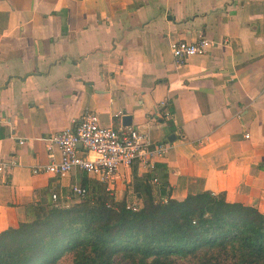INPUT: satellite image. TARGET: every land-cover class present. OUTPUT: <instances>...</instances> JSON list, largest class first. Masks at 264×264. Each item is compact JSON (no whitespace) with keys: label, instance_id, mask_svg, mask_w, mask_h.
Listing matches in <instances>:
<instances>
[{"label":"crops","instance_id":"0c3cea01","mask_svg":"<svg viewBox=\"0 0 264 264\" xmlns=\"http://www.w3.org/2000/svg\"><path fill=\"white\" fill-rule=\"evenodd\" d=\"M200 36L209 53L177 64L172 43ZM87 111L166 147L153 161L172 198L209 190L264 213V0H0V161L17 162L0 174V232L96 185L33 172L60 159L46 138ZM131 180L121 171L116 199Z\"/></svg>","mask_w":264,"mask_h":264},{"label":"trees","instance_id":"16d2710c","mask_svg":"<svg viewBox=\"0 0 264 264\" xmlns=\"http://www.w3.org/2000/svg\"><path fill=\"white\" fill-rule=\"evenodd\" d=\"M160 167L139 174L135 162L121 200L96 181L72 204L37 206L0 232V264H264L263 212L209 190L174 199Z\"/></svg>","mask_w":264,"mask_h":264},{"label":"built area","instance_id":"2783aa9c","mask_svg":"<svg viewBox=\"0 0 264 264\" xmlns=\"http://www.w3.org/2000/svg\"><path fill=\"white\" fill-rule=\"evenodd\" d=\"M212 46L213 42L204 36L195 41H176L171 45L177 64H185L191 57L208 54ZM164 115L171 117L172 113L165 109ZM46 142L48 150L53 151L55 147L58 149L60 159L46 166H36L33 169L35 174L50 173L63 177L74 169H80L105 183L110 191H113L121 171L131 169L135 162L147 171H152L155 168L153 157L166 151L163 144L156 150H151L147 135L134 127L116 129L102 125L98 114L93 111L85 112L74 126L52 134L46 138ZM16 165L14 158L0 161V174L11 171ZM153 181L156 182L157 179L154 178ZM72 191L78 198L86 194V189L82 186H75ZM52 197L57 201L56 193ZM139 206L138 200L128 204L133 210H137Z\"/></svg>","mask_w":264,"mask_h":264},{"label":"rangeland","instance_id":"374dc122","mask_svg":"<svg viewBox=\"0 0 264 264\" xmlns=\"http://www.w3.org/2000/svg\"><path fill=\"white\" fill-rule=\"evenodd\" d=\"M182 263L190 264L187 262H182ZM58 264H73V263H72L71 257L66 256V257L62 258ZM117 264H127V262H118Z\"/></svg>","mask_w":264,"mask_h":264}]
</instances>
